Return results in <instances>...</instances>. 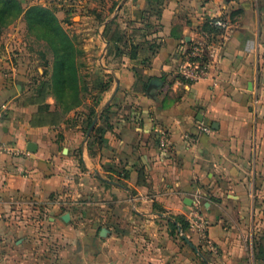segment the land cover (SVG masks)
<instances>
[{
  "label": "crops",
  "instance_id": "0c3cea01",
  "mask_svg": "<svg viewBox=\"0 0 264 264\" xmlns=\"http://www.w3.org/2000/svg\"><path fill=\"white\" fill-rule=\"evenodd\" d=\"M80 3L99 13L113 0ZM118 5L129 25L121 41L101 30L90 37L99 48L90 85L109 77L87 140L89 97L61 112L41 70L0 51V142L11 149L0 152V264H257L264 0ZM222 12L233 29L215 84L180 82L177 54ZM194 211L208 223L204 238L191 227Z\"/></svg>",
  "mask_w": 264,
  "mask_h": 264
},
{
  "label": "rangeland",
  "instance_id": "374dc122",
  "mask_svg": "<svg viewBox=\"0 0 264 264\" xmlns=\"http://www.w3.org/2000/svg\"><path fill=\"white\" fill-rule=\"evenodd\" d=\"M23 11L11 24L5 26L0 32V51L9 55L13 66L17 68L40 69L42 78L46 82L51 79V64L54 61V53L47 39L44 37L45 29L37 25H29L25 12L32 6H42L47 8L57 18L60 26L69 36L72 44L76 66L69 75V99H73L74 92H78V97H89L92 102L97 93L104 89L106 73H101L98 78V85H90L95 81V63L99 57L98 43L96 40L90 42L93 32L101 30L104 35L111 34L115 42L129 27L121 15H115L118 9L119 0H113L111 7L105 11L97 13L95 9L86 6L82 9L83 0H14ZM89 2V0H88ZM81 7V8H80ZM116 11V12H115ZM113 15V16H112ZM230 19L232 16L230 15ZM137 30L138 26H130ZM125 35V34H124ZM9 44L11 47H9ZM107 66L104 62H100ZM99 66V65H98ZM78 76L77 89H75L73 78ZM102 84V85H101ZM94 86V87H93ZM61 112L63 108L59 106ZM264 239V215L259 217V227L256 242ZM256 244V243H255Z\"/></svg>",
  "mask_w": 264,
  "mask_h": 264
},
{
  "label": "trees",
  "instance_id": "16d2710c",
  "mask_svg": "<svg viewBox=\"0 0 264 264\" xmlns=\"http://www.w3.org/2000/svg\"><path fill=\"white\" fill-rule=\"evenodd\" d=\"M22 10L14 0H0V32L11 24L20 14ZM29 25L41 26L45 29L44 37L49 42L54 53V61L51 64V79L44 82L48 93L55 98V103L63 108V112H68L80 106L84 100L83 97H78V92H74L73 99H69V75L73 72V67L76 66L75 54L72 44L69 42V36L60 26L57 18L47 8L42 6H32L25 12ZM207 28V23L203 24ZM121 41V38L116 39ZM75 89H77L78 76L73 78ZM100 92V91H99ZM97 95L95 96V98ZM96 99H94L88 107V124L90 126L92 118L95 116ZM89 148L92 147L88 140ZM99 144V142H98ZM185 226L181 224V229ZM254 259L257 264H264V239L261 242H256L254 246Z\"/></svg>",
  "mask_w": 264,
  "mask_h": 264
},
{
  "label": "built area",
  "instance_id": "2783aa9c",
  "mask_svg": "<svg viewBox=\"0 0 264 264\" xmlns=\"http://www.w3.org/2000/svg\"><path fill=\"white\" fill-rule=\"evenodd\" d=\"M208 27L197 28L184 48L176 56V76L182 83H194L210 79L213 71L221 63L226 43L233 29L230 13H220L204 20ZM9 47L11 45L9 44ZM1 117V112H0ZM6 143L0 142V152H9ZM191 227L205 237L208 223L196 211L191 215Z\"/></svg>",
  "mask_w": 264,
  "mask_h": 264
},
{
  "label": "water",
  "instance_id": "95a60500",
  "mask_svg": "<svg viewBox=\"0 0 264 264\" xmlns=\"http://www.w3.org/2000/svg\"><path fill=\"white\" fill-rule=\"evenodd\" d=\"M160 85H161V81H160V80H155V79H153V80H151V81L149 82V88H150V89H151V88H153V89H157ZM96 122H97V117H94L93 120H92V122H91V124H90V126L88 127L87 132H86L85 140L88 139V137H89L90 133L92 132V130H93V128H94ZM27 150H28L29 152H34V151H35V150H34V145L31 144V143L28 144V146H27ZM66 151H67V150L64 149V152H66ZM100 179L103 180V181H105V182H108V183H110V184H112V185H114V186L121 187L119 184L109 182V181H107V180H105V179H103V178H100ZM184 203H185L186 205L190 206L191 203H192V201H191V200H185ZM66 218H67L66 215L62 217L63 220L66 219ZM179 230H180V229H179ZM181 237H182V239H183V240H184V241H185V242H186L191 248H193V250H196V248L192 246V244H191V243L185 238V236L182 235Z\"/></svg>",
  "mask_w": 264,
  "mask_h": 264
}]
</instances>
